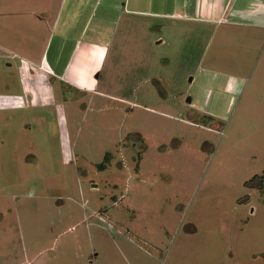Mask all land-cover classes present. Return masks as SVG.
<instances>
[{
    "label": "rangeland",
    "instance_id": "374dc122",
    "mask_svg": "<svg viewBox=\"0 0 264 264\" xmlns=\"http://www.w3.org/2000/svg\"><path fill=\"white\" fill-rule=\"evenodd\" d=\"M36 2L0 0V264H264V0L117 12L91 91L28 54Z\"/></svg>",
    "mask_w": 264,
    "mask_h": 264
},
{
    "label": "crops",
    "instance_id": "0c3cea01",
    "mask_svg": "<svg viewBox=\"0 0 264 264\" xmlns=\"http://www.w3.org/2000/svg\"><path fill=\"white\" fill-rule=\"evenodd\" d=\"M230 1L37 0L36 5L44 12V17L37 18V26L48 30L50 35L42 54L34 57L32 48L28 54L40 62L39 69L60 79L68 88L91 91L114 39L117 12L147 11L151 17L167 23H242L238 14L242 5L233 14L232 8H228ZM101 7L97 17L94 12ZM69 47L70 54L64 58Z\"/></svg>",
    "mask_w": 264,
    "mask_h": 264
},
{
    "label": "trees",
    "instance_id": "16d2710c",
    "mask_svg": "<svg viewBox=\"0 0 264 264\" xmlns=\"http://www.w3.org/2000/svg\"><path fill=\"white\" fill-rule=\"evenodd\" d=\"M103 168L104 165L101 166V169ZM247 185L251 189L264 191V174L255 176L254 178H252L250 181L247 182Z\"/></svg>",
    "mask_w": 264,
    "mask_h": 264
},
{
    "label": "water",
    "instance_id": "95a60500",
    "mask_svg": "<svg viewBox=\"0 0 264 264\" xmlns=\"http://www.w3.org/2000/svg\"><path fill=\"white\" fill-rule=\"evenodd\" d=\"M189 101L191 102V99L189 98Z\"/></svg>",
    "mask_w": 264,
    "mask_h": 264
}]
</instances>
